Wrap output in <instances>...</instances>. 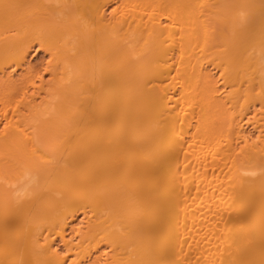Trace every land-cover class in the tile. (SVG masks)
<instances>
[{
    "label": "bare ground",
    "instance_id": "bare-ground-1",
    "mask_svg": "<svg viewBox=\"0 0 264 264\" xmlns=\"http://www.w3.org/2000/svg\"><path fill=\"white\" fill-rule=\"evenodd\" d=\"M0 264H264V0H0Z\"/></svg>",
    "mask_w": 264,
    "mask_h": 264
},
{
    "label": "rangeland",
    "instance_id": "rangeland-1",
    "mask_svg": "<svg viewBox=\"0 0 264 264\" xmlns=\"http://www.w3.org/2000/svg\"><path fill=\"white\" fill-rule=\"evenodd\" d=\"M41 55L40 54H37V55H35V59H34V57L32 58V61H35V63H37V62H39L40 60H41V57H40ZM39 58V59H38ZM34 59V60H33Z\"/></svg>",
    "mask_w": 264,
    "mask_h": 264
}]
</instances>
